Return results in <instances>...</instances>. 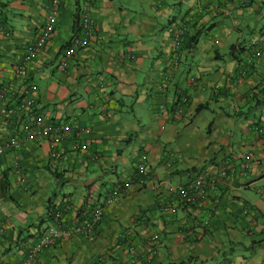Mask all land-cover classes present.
Returning <instances> with one entry per match:
<instances>
[{
	"label": "crops",
	"instance_id": "crops-1",
	"mask_svg": "<svg viewBox=\"0 0 264 264\" xmlns=\"http://www.w3.org/2000/svg\"><path fill=\"white\" fill-rule=\"evenodd\" d=\"M263 31L264 0H0V141H16L0 155V264H20L56 211L71 232L32 264H264ZM196 175L215 179L206 202L169 192Z\"/></svg>",
	"mask_w": 264,
	"mask_h": 264
},
{
	"label": "built area",
	"instance_id": "built-area-1",
	"mask_svg": "<svg viewBox=\"0 0 264 264\" xmlns=\"http://www.w3.org/2000/svg\"><path fill=\"white\" fill-rule=\"evenodd\" d=\"M56 2L58 0H55ZM57 4V3H55ZM93 19L89 16L88 13H84L80 17L79 26L82 32V37H78L75 39L76 45H85L87 39L93 34L94 23ZM54 30L53 18L46 21L42 31L38 35V37L29 44L26 48L27 56L25 57V61L29 59V57L39 48L43 46L45 41L52 35ZM257 42L264 43V31L258 36ZM67 62L63 61L60 67L66 66ZM16 75L19 77H24L26 73V63L20 65L16 69ZM10 87H6L0 90V98H2ZM37 89L36 84H31L26 87V89L22 93V98L17 103V112H27L30 110L34 105V92ZM1 114V110H0ZM34 121V120H33ZM30 123V122H29ZM32 129L30 124H27L26 130ZM36 133L41 134V130L33 129ZM46 132L52 133L54 135L52 141L54 144H58L62 140V133L63 130L61 129L60 125H50L46 128ZM16 145V141L13 140L10 144L3 143L0 141V155L4 154L8 148L14 147ZM63 150L61 151H54L52 156L55 158H60L63 155ZM137 170L139 174L147 173V167L144 163H139L137 165ZM215 183V179L206 180L202 175H196L192 179H190L186 184H179L170 188L169 192L172 194H177L180 201L186 205H198L203 202H206L209 197V187L213 186ZM107 203H112L118 200V191L114 190L111 193V197H109ZM164 211H168V209H164ZM56 221L53 226L48 228L46 231L40 234L37 238L36 242L32 244L31 247L25 253V257L22 259L20 264H32L33 260L39 254L40 251L50 247L54 244V242L61 238H66L69 236L71 232L70 229L63 223V211H56ZM103 217V207L102 209L99 208L95 210L92 219L89 222H83L81 227H77L75 232L78 234H84L93 230V228L102 220ZM204 224L210 225L209 220H205ZM157 243V237L153 236L149 239V244L145 248L148 254L154 253V246ZM132 264H136L132 260Z\"/></svg>",
	"mask_w": 264,
	"mask_h": 264
},
{
	"label": "trees",
	"instance_id": "trees-1",
	"mask_svg": "<svg viewBox=\"0 0 264 264\" xmlns=\"http://www.w3.org/2000/svg\"><path fill=\"white\" fill-rule=\"evenodd\" d=\"M79 20H80V18H79V16H78L76 23H77ZM77 24H78V25H77V29H78V28H79V23H77ZM78 30H79V29H78ZM76 36H77V35H74V36L72 37V39H74ZM194 42H195V38H193L192 40H190L189 45H190V46L193 45ZM69 44H70V42L67 43V46H68ZM53 217H54L55 220H56V215H55V213H53Z\"/></svg>",
	"mask_w": 264,
	"mask_h": 264
}]
</instances>
